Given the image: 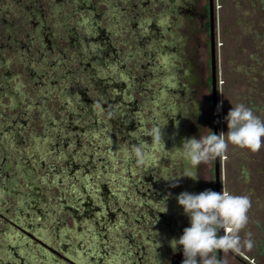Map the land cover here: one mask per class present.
I'll return each mask as SVG.
<instances>
[{
	"label": "rangeland",
	"instance_id": "1",
	"mask_svg": "<svg viewBox=\"0 0 264 264\" xmlns=\"http://www.w3.org/2000/svg\"><path fill=\"white\" fill-rule=\"evenodd\" d=\"M1 1H4V4L2 3L0 6L2 11H7L8 7L11 9L10 13L0 11L2 13L0 14V39L5 43L19 44L21 38L15 35L13 28L8 29L9 24L18 15L17 7L14 8L15 5L10 4L9 0ZM69 1L71 0H64L65 8H67L65 12L52 14L48 20L51 27L55 28L51 31L53 34L51 44L54 46L57 42V47H53L54 50L47 51L50 52L48 57L41 55L38 59L34 57L31 64L28 63L30 55L27 52L22 55V52L16 49L10 51L6 48L0 53V63L7 64L8 72L11 74L8 79L10 86L8 92L13 95L15 92L18 93L16 98L10 97L11 102L4 100V103L18 102L19 104L17 111H6L8 121L4 120L2 126L10 128L11 119L14 120L19 112L23 111L25 113L23 118L27 120L28 124L25 131H22L23 127L20 124L17 126V130L22 134L25 143L18 144V146L14 142L9 143L12 157L18 159V165L11 159L8 162H11L14 169L24 164L23 166H28L30 171H35L33 177H35L40 190H38L39 196L37 194L30 197V199H34L30 203V209L33 211L31 218L39 219L41 223L47 226L45 230L42 227L43 224L36 226L34 221L22 222V226L30 234L13 227L11 235H16L18 238L21 236L23 239L14 238L12 247L5 245L2 250L6 256L1 257L3 259L0 264H8L9 260L16 264H71L63 257L74 259L73 257L76 256H79L86 264L110 262L109 249L96 247L90 251L87 245L78 244L77 241L81 236L90 234L89 229L75 227L74 218L70 214L68 216V214L62 213V211L71 213L69 207L74 206L79 211L78 215L84 217L82 222L91 225V228H88L93 229L96 233L95 237L110 246V237H107V234L110 235V213L108 211L110 210V179L117 175V172L114 173L110 167V138L113 144L115 141L110 137V131L114 132L115 129L110 117L107 120L102 109L98 111L103 116H100L99 113L98 117L89 115L96 121L92 124L87 121V128L81 126L79 113H83V111L79 110L78 103L84 101L80 100L82 97L79 90L82 87L76 85L75 77L77 81L82 79L87 83L88 80L81 76L90 78L92 69H95L98 72V77L94 76L89 79V82L95 87V90L90 89L89 91L93 94L99 92L104 86L106 87L105 80L106 82L107 80L110 81L108 79L110 56H105L102 53L106 46L100 40L89 38L87 33L98 34L99 29H95L96 23L92 22L94 26L89 25V19L95 17L96 14L101 15L102 25L110 28L113 25L110 22L113 11L110 0H77V3L71 1L70 6L68 5ZM184 1L194 3L198 11L202 12L204 9L210 10V0H164L162 5L164 6L162 23L175 24L167 40L169 42L174 40L180 44L183 56L187 57L185 58L187 64L181 74L182 76L186 75L188 79L181 82L184 85H187L188 82L194 83L189 93L183 97L178 95L176 99L179 104H181V99L185 101L184 110L187 113L186 120L189 121V124L182 122L178 133H181L180 135L184 139L186 137L199 139L201 134H207L209 130L214 132L213 109L208 104V96H211L212 92L200 83V81L212 77L211 30L210 34L208 31H204L200 19L190 22L182 15L178 19L171 16L172 9L175 6H181ZM61 2L63 1L49 0L46 2V6L57 8ZM151 7H153V3ZM163 8L161 5L158 6L159 14ZM153 16L155 17L157 14ZM4 18L7 22L3 21ZM213 23L216 41L217 106L220 134L227 132L225 117L231 108L238 103L245 104L257 116L264 119V0H214ZM78 25L83 28L82 32ZM89 26L91 28H88ZM74 29L81 36L72 39L67 37L70 33H74ZM84 35L87 37L84 38ZM60 37H64L65 42L60 41ZM27 40L32 43V38H26ZM33 41V53H36L39 45L44 46L46 50L48 49L45 41ZM161 45L163 44L159 40L147 42L148 49ZM61 50L64 51L65 55L62 54ZM162 54L150 56L148 53L146 68H158L163 62L170 63L165 60ZM166 56L170 58L172 54ZM182 59L184 60V57ZM28 64H31L37 74H32L34 70L26 69ZM42 69L47 70L46 77L40 78L41 75L38 71ZM4 71L1 69L0 73L2 74ZM68 71H72L75 77L72 78V73L68 74ZM174 71V69H170L168 78H176L178 81V76L172 74ZM156 80H158L157 76L151 77L150 82L152 84L148 83L146 87L155 89L157 87L154 83ZM83 81L82 83H84ZM4 93L6 92L4 91ZM153 96L152 92L140 98L141 102L146 105L142 115L148 122L141 125L140 132L135 133L137 136L145 135L153 126H158V118H154V116L156 112L160 113V110L154 106L156 100L152 99ZM77 98L79 99L77 100ZM143 98H147L148 101L143 100ZM85 109L88 108L85 107ZM101 117L103 121H107L105 124L101 122ZM187 124L189 126L186 128ZM18 127L22 128L18 129ZM81 128L84 130L82 131ZM14 131L15 129L12 128L8 132L3 131V133L7 135ZM132 145L136 144L133 142ZM132 145L128 147L131 148ZM175 147L176 149L180 148L182 144L176 145L175 143L174 145L171 142V134L167 133L164 135V145L153 146L150 143L143 147L146 158L145 165L131 167L132 175H136L134 180L138 182L143 179L139 174L142 175V172L150 166L151 162L155 163V167L152 165V171L155 172L157 178L159 177L163 194L168 197L166 200L168 218L180 220L179 217L184 218L186 215L183 209L178 206L176 197L181 192L192 194H199L205 190L217 192V182L215 158L199 166L196 170V180L182 177L188 165L181 159ZM23 155H27L30 159L34 157L29 162L27 158L22 157ZM71 158L76 163V167L71 164ZM220 161V190H227L233 195H248L252 200V208L248 214L249 224L246 230L252 233L254 248L246 254H237L243 260V263L238 264H264V147L258 153L251 154L230 146L227 160L220 158ZM53 164L57 165L59 172L53 170ZM83 164L84 166H82ZM5 167H9L8 163ZM63 171L72 177V183L63 177ZM76 180H80V182H75ZM81 182L82 184H80ZM102 183L105 184V187H102ZM173 183L178 184V186L171 187L170 185ZM18 185L20 191L18 194L23 196L22 192H27L24 190L25 183L19 182ZM113 185L116 190V183ZM139 185L137 191L136 189L129 191H134V194L131 193L132 200L142 204L155 203L145 194L149 189L156 190V187L151 186L146 180ZM67 191L68 193L63 197V192ZM41 193L46 196L47 202L42 200ZM89 198H92V201H89ZM19 200L21 199L19 198ZM159 205V208L164 209L163 204L159 202ZM52 208L56 210V213H53ZM125 209L130 215H136L138 218V212L133 211L135 207L126 205ZM46 210L50 211L49 216L42 215ZM86 215L90 217H86ZM187 220L186 218V223ZM63 221L68 224V229L73 232L71 238H73L74 246L62 249L60 255H57L42 245L35 237L42 238L41 233H43L49 240H52L57 237V232L62 237L66 234V226ZM176 224L178 225V222ZM181 226L186 228L189 225L182 224ZM103 227L109 230L108 233ZM25 242L33 243L30 246L31 251L30 247L24 244ZM26 258H28L27 261Z\"/></svg>",
	"mask_w": 264,
	"mask_h": 264
},
{
	"label": "flooded vegetation",
	"instance_id": "2",
	"mask_svg": "<svg viewBox=\"0 0 264 264\" xmlns=\"http://www.w3.org/2000/svg\"><path fill=\"white\" fill-rule=\"evenodd\" d=\"M9 1L10 4L15 5L14 8L17 7L18 15L9 24L8 29L13 28L15 35L19 36L21 40L19 41V44H15L14 42L5 43L0 39V53L6 48L10 51L16 49L22 52V55H25L24 52H27L30 55L28 63H31V61L34 60V57H36V59L40 58V55L48 57L50 52L47 51H52L54 50L53 47H57V42H55L54 46L51 44V39L53 37L51 31L55 28L53 26L51 27L48 20L52 14H60L66 11L67 8H65L66 4L64 0H61L63 2H61L57 8H52L50 6L47 7L46 2L49 0ZM71 1L77 3V0ZM71 1L68 3L69 6L71 5L70 3H72ZM2 3L4 4V1L2 2L0 0V6ZM152 3L153 7L150 8ZM163 4L164 0H110V5H112L113 11L110 20L113 25H111L110 28L102 25L103 19L100 14H96L95 17L89 19V25L94 26V23L92 22H95V29L99 30L98 34L96 33L97 35H93V33H87V35L93 40H100V42L106 46V48L104 47L102 50V53L105 56H110V73H108V79H110V81H104L107 85L100 89L99 92H96L97 95L89 92L90 89L95 90L94 85L89 82V79L92 77H98V72H96L95 69H92V75L90 78L81 76L83 79L88 80L87 83L82 79L77 81L73 72L68 71V74L72 73V78L75 77L76 85L82 87V89L79 90V93L82 97L80 100H83L84 102L79 101L80 103H78V107H80L79 110L83 111V113H79V122L81 123V126L85 127L87 121L90 122V124L96 121V119L89 117V115H96L98 117L99 113L100 116H103L102 113L98 111L99 109H102L104 111V116L107 117L106 119L109 120L108 117H110V121L113 123L115 129L114 132L110 131V137L115 140L113 144V141L110 138V167L114 173L117 172V175H115L113 179H110V210H108L110 213V231L106 227H103L104 230H106V233H108V231L110 232V235L107 234V237H110V246H107L105 242L100 241V239L95 237L96 233L93 229H90L91 225L82 222L84 221V217L78 215L79 211L74 206L71 205L69 207L72 214L69 212L67 213V211H62V213H66L68 216L70 214V216L74 218L75 227H78L79 229H89L88 232H90V234L81 236L77 241L78 244L87 245L90 251L96 247L110 250V254H108L110 255V262H107L106 264H182L184 259L182 249L178 248L174 252L170 247V241L173 238L179 239L183 234L185 227L181 226L182 224H187L189 225L187 227H190L189 218L187 216L184 218L181 216L179 217L180 220H173L168 218V211L166 213L162 212L164 209L159 208L160 205L158 206V203H161L166 196L163 194L162 183L159 181V177L157 178L155 172L152 171V165L155 167V163L151 162L150 166L142 172V175L139 174L143 179L135 182L134 177H136V175H132V167L137 166V164L135 159L130 157L126 151V149L129 148L128 146L132 145L133 142L136 145H142L143 147L151 143V137H149L148 134L136 135L137 132H140L141 125H145L148 122L145 116L142 115L144 114L143 110H145L146 105L140 100L145 94L149 95V93L153 92L154 96L152 99L156 100L154 106L160 110V113L156 112L154 118H158V126L163 127L166 125L163 129L164 135L167 133L171 134V142L174 145L175 143L176 145H179L180 143L182 144L184 139L183 136L180 135L181 133H178L179 126L184 122L189 124V121L186 120L187 113L184 110L185 101L181 99V104H179L176 99L178 98V95L183 97L186 93H189V90L191 86H194V83L192 84V82H188L187 85H184L183 82H181L184 79H188L186 75L182 76L181 74L184 71V66L187 64V61L185 60L187 57L183 56L180 44L174 42V40L170 41L171 43L167 40L168 36L172 33L175 24L167 25L162 23V14L164 13ZM159 5L163 8L161 9L162 11L160 14L157 10ZM175 7L170 12L174 19H178L180 15L189 19L190 22L195 19H200L203 23L204 31L206 30L210 34V10L208 11L204 9L200 12L194 3H189L188 1H184L181 6ZM10 9L11 8L8 7V9H6L7 11H2L0 8V11H2V13H10ZM51 9L53 10L50 11ZM71 14L74 15L72 12ZM156 14L157 16L154 17L153 15ZM3 21L7 22L5 18ZM90 26L88 28H91ZM78 27L82 32L83 28L80 25H78ZM87 35H84V38H86ZM80 36L81 34L77 33L76 29H74V33H70L67 37L72 39L73 37L79 38ZM26 38H32V43L30 40L26 41ZM60 38V41L65 40L64 37ZM33 40H38L39 42L45 41L46 45H48V49L46 50L44 46L39 45L36 49V53H33ZM149 40H159L163 45L149 47L148 49L147 42ZM61 52L65 55L64 51L61 50ZM148 53L150 56H158L163 53L162 55L165 60L171 64L163 62L158 68H146V57ZM167 54H172V56L168 58L166 56ZM183 57L184 60L182 59ZM31 64H28L26 69H30L31 71L34 70ZM1 69L5 71L2 74L0 73V261L3 259L1 257L6 256V254H3L2 250L5 245L12 247L14 244L12 240L18 238L16 235H11L13 227H16V229H19L21 232L30 234L22 226V222L34 221L36 226L43 224L39 219L31 218L33 211L30 209V203L33 202L34 199H30V197L37 195L38 190H40L35 177H33L35 171H30L28 166H23L24 164L15 167L14 169L11 162H8V160L11 159L18 165V159L14 156L12 157L9 143L14 142L16 146L25 143L22 134L17 130V126L20 124L23 127L22 131H25L28 124L27 120L23 118L25 114L23 111L19 112V115H17L14 120L11 119L10 128L2 126L4 120L8 121L6 119V111H17L19 109V104L18 102H13V104L4 103V100L11 102L10 97L12 96V98H16L18 93L15 92L13 95L8 92L10 87L8 79L11 74L8 72L9 68L7 67V64L1 62L0 70ZM170 69L175 70L172 74L178 76V81H176V78H168ZM38 72H40V78L43 76L46 77L47 70L45 71L42 69ZM35 73L34 70L32 74ZM74 73L76 74L77 72ZM153 76H157L158 78V80L154 82L157 86L155 89L146 87L148 83L152 84L150 78ZM81 80L84 83H82ZM200 83H202L204 88L212 92V95L208 96V104L209 107H212L213 109L212 77L200 81ZM4 91L6 93H4ZM78 99L79 98H77V100ZM143 100L148 101L147 98H143ZM83 106L88 109L86 110ZM130 111H132V113H130ZM150 112L153 113V111ZM100 119L103 124L107 122L103 121L102 117ZM188 124L185 126L186 128L189 126ZM22 127H18V129ZM12 128L15 129L14 132L7 135H5L6 133H3V131L8 132L9 129ZM88 129L90 128L88 127ZM81 130L83 131L84 128H81ZM65 141H67V138H65ZM22 157L27 158L30 162L34 156L31 159L28 158L27 155H23ZM70 161L71 164L76 167L73 158H71ZM7 163L9 167H5ZM82 166H84V164ZM52 168L54 171L59 172L57 165L53 164ZM62 174L67 181L72 183L73 179L66 171H63ZM12 179H14V181H12ZM144 180L149 182L151 186L156 187V190L152 191L149 189L147 194H145L155 203L149 202L142 204L141 202L137 203V201L134 202L132 200L131 193L134 194L135 189L137 191L140 187L139 184L143 183ZM19 182L25 183L24 190H27V192H22L23 196H19L18 194L20 192L18 188ZM75 182H80V180H76ZM113 183H116V190L114 189ZM80 184H82V182ZM102 187H105L104 183H102ZM130 190L134 191L129 192ZM67 193L68 191L63 192L62 196L65 197ZM40 196L43 201L47 202L45 195L41 193ZM19 198L21 200H19ZM89 201H92V198H89ZM126 205H132L135 207V210L133 211L138 212V218H136V215H130L128 210L125 209ZM52 211L53 213H56V210L53 208ZM49 212V210H46L42 215L49 216ZM86 217L90 216L86 215ZM186 218L188 219L187 223L185 222ZM95 222L97 223V221ZM176 222H178V225ZM63 223L66 226V234L62 235V237L59 232L56 233L57 237H54L52 240H49L43 233H41L42 238L35 237L42 245L48 247L57 255H60L62 249L74 246L73 238H71L73 232L68 229L67 223L64 221ZM42 227L45 230L47 229L45 224H43ZM18 239L23 238L19 236ZM18 244L20 245V243ZM24 244L30 247L33 243L25 242ZM61 244L63 245L61 246ZM63 258L71 264H86L81 258H79V256L73 257L74 259ZM216 259L218 264L243 263V260L237 254L233 253L217 252ZM27 260L28 258H26V261ZM8 264L16 263L9 260Z\"/></svg>",
	"mask_w": 264,
	"mask_h": 264
},
{
	"label": "clouds",
	"instance_id": "3",
	"mask_svg": "<svg viewBox=\"0 0 264 264\" xmlns=\"http://www.w3.org/2000/svg\"><path fill=\"white\" fill-rule=\"evenodd\" d=\"M227 132L219 135L210 130L199 139L185 138L182 147L175 149L188 165L182 177L197 179L196 170L213 158L227 160L230 146L234 149L258 153L264 147V119L243 103L232 107L225 117ZM167 124V123H166ZM166 126V125H165ZM153 126L148 131L153 146L164 145V127ZM138 166L146 163L142 145L126 149ZM168 181L167 179H165ZM177 187L178 184H171ZM170 195V194H169ZM165 197L162 212H167ZM178 206L189 218L190 227L179 239L173 238L170 247L182 249V264H218L216 253L246 254L254 248L252 233L247 231L252 200L248 195H233L227 190H205L199 194L181 192L176 197ZM223 232L222 235L219 233Z\"/></svg>",
	"mask_w": 264,
	"mask_h": 264
},
{
	"label": "water",
	"instance_id": "4",
	"mask_svg": "<svg viewBox=\"0 0 264 264\" xmlns=\"http://www.w3.org/2000/svg\"><path fill=\"white\" fill-rule=\"evenodd\" d=\"M210 15H211V56H212V84H213V129L214 134L219 135V115H218V94H217V80H216V41L214 37V0H210ZM220 167L221 161L220 158H215V171H216V182H217V192H220ZM223 232L219 233L222 235Z\"/></svg>",
	"mask_w": 264,
	"mask_h": 264
}]
</instances>
